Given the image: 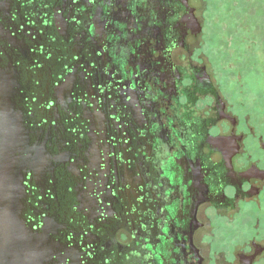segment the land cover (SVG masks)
<instances>
[{
	"label": "flooded vegetation",
	"instance_id": "obj_1",
	"mask_svg": "<svg viewBox=\"0 0 264 264\" xmlns=\"http://www.w3.org/2000/svg\"><path fill=\"white\" fill-rule=\"evenodd\" d=\"M203 30L192 0H0L50 264H264V164Z\"/></svg>",
	"mask_w": 264,
	"mask_h": 264
},
{
	"label": "rangeland",
	"instance_id": "obj_2",
	"mask_svg": "<svg viewBox=\"0 0 264 264\" xmlns=\"http://www.w3.org/2000/svg\"><path fill=\"white\" fill-rule=\"evenodd\" d=\"M192 1L204 26L199 58L264 164V0Z\"/></svg>",
	"mask_w": 264,
	"mask_h": 264
},
{
	"label": "water",
	"instance_id": "obj_3",
	"mask_svg": "<svg viewBox=\"0 0 264 264\" xmlns=\"http://www.w3.org/2000/svg\"><path fill=\"white\" fill-rule=\"evenodd\" d=\"M13 93L11 78L0 63V264H50V239L34 232L22 215L24 179L34 159Z\"/></svg>",
	"mask_w": 264,
	"mask_h": 264
}]
</instances>
